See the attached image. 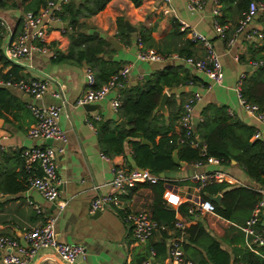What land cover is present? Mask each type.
<instances>
[{"label": "crops", "instance_id": "obj_1", "mask_svg": "<svg viewBox=\"0 0 264 264\" xmlns=\"http://www.w3.org/2000/svg\"><path fill=\"white\" fill-rule=\"evenodd\" d=\"M29 1L5 0L9 6L13 5V9H0V23L4 22L11 32L9 36L2 26L0 28L4 58L7 44L23 32L22 21L27 13L23 7ZM238 1L222 4L221 0H206L203 10L196 12L189 9L188 0H171L174 13L164 15L162 0H141L138 7L131 0H111L103 11L79 22L80 32L92 39L88 44L93 47L103 44L104 51L95 57L97 60L79 59V49H74L67 58L70 42L68 36L72 32L67 24L61 23L53 24L48 31L50 41L57 35L64 36L54 49L49 47L51 51L48 54L35 53L29 59L13 64L19 70L16 74H11L13 65L10 62L4 67L0 65V72L9 75L7 80L0 79V87L8 89L14 100V107L6 113L2 111L3 117H0V188L6 191L0 190V237L14 238L22 244L24 230L40 227L46 218L57 216V241L61 244L80 245L84 249L83 255L74 264H144L147 261L152 264H169V241L177 234L174 224L182 221V249L185 257L193 264H260L264 259V246L252 244L249 247L251 239L242 231L251 216V202L237 205V198L230 219L197 210L192 214L188 213V216L178 213V207L185 203L193 208L203 201L220 205L223 201L222 191L214 189L211 194L204 192L212 184L225 183L230 189L242 188L261 194L264 188L255 184L234 160H230L227 166L221 161L219 165H208L205 161L187 164L179 161L177 153H174L178 168L162 173L160 181L165 182L162 199L167 196L164 204L166 208L174 210L175 220L171 227L160 226L145 243L135 241L122 217L129 211L135 212L134 205L137 206L144 200L145 195L139 191L132 196L131 192L122 195L111 187L115 168H137L134 166L131 149V142L134 140L126 139L123 153L119 155L108 151L103 144L104 131L121 127L119 122L123 121L119 110L115 112L111 107L116 92H110L103 101L92 104L91 108L76 105L87 90L86 75L89 71L95 78L93 88L98 89L105 84L106 78H102L103 76H110L114 70L129 67L130 72L123 88L129 89L143 86L156 72L165 68L178 69L183 81L177 87L164 89L163 94H167L164 110L155 109L153 115L157 122L156 128L163 127L162 121L164 126L168 125L170 117L178 114L192 94L197 93L200 98L193 105V124L194 132L201 141L204 125L207 121L212 122V113L208 111L212 107L224 110L232 121H241L253 128V139L264 144V127L245 114L234 91L241 74L246 76V85L255 79L259 67H252L251 62L264 61V9L258 12L229 45L228 41L233 38L245 13L240 6L237 7ZM215 6L219 7L221 22L225 27L222 37L215 34L212 26V10ZM179 21L210 42L222 66L223 79L220 84H215L205 74L185 63L187 56L196 60L204 58L205 49L180 31ZM127 27L133 31H128ZM258 34L263 37L259 39ZM139 49H152L166 59L152 64L138 62L136 53ZM57 53L66 56V59L56 61L54 55ZM20 79L47 81L46 95L41 100H34L15 88L5 86L6 82H17ZM188 79L193 80L189 81L191 85L185 82ZM59 87L63 91L64 104L51 96ZM29 105L61 107L58 123L67 138L64 144L57 141L47 143L27 136L34 124ZM180 131L181 128L175 121L168 136L178 135ZM256 132L260 133L258 138L255 137ZM159 138L160 136L156 138V142ZM141 142L151 147L147 140L141 139ZM44 145L63 146L65 150L57 157L58 177L62 184L56 204L45 202L25 183L26 173L20 154L23 150ZM211 172H220L225 179L208 184L199 192L194 177ZM18 185L24 190L16 192ZM112 193L120 196L123 210L115 212L112 208H107L96 216L90 214V204L94 198ZM211 197H220V200L218 203L212 202ZM61 203L65 205L62 210ZM34 206L43 209V214L37 215ZM255 231L264 233V207ZM0 264H3L2 261ZM29 264L66 263L51 250H41Z\"/></svg>", "mask_w": 264, "mask_h": 264}, {"label": "built area", "instance_id": "obj_2", "mask_svg": "<svg viewBox=\"0 0 264 264\" xmlns=\"http://www.w3.org/2000/svg\"><path fill=\"white\" fill-rule=\"evenodd\" d=\"M171 0H162L164 15H172L174 13L170 5ZM69 0H50L45 6H42L36 14L26 13L23 17L22 25L23 32L14 38L12 42L7 44L5 48V58L11 64H19L23 60L29 59L33 54H48L51 50L47 45V32L53 24H61L59 14L63 6L67 5ZM206 4V0H188V6L191 11L201 12ZM264 9V5L256 2H251L247 11L238 23L236 32L228 41L231 45L236 36L241 34L243 30L252 22L253 18L259 11ZM221 12L218 6L212 10V26L216 35L223 36L225 27L220 24ZM0 25L11 36V32L4 22ZM31 28V32H29ZM180 31L185 33L193 42L200 43L205 49V56L202 59L196 60L193 58H186L185 63L196 71L205 74L215 84H220L223 79L222 66L219 58L211 46L210 42L200 33L190 29L184 22L179 21ZM262 34H258L261 39ZM138 62L152 64L158 63L166 59L165 56L157 53L152 49H139L136 53ZM263 65L262 61L251 62L252 67H260ZM129 67H124L118 73L112 75L109 80L100 88L94 89L95 78L92 72H88L87 90L77 100L76 105L85 106L98 104L103 101L106 96L112 92H116L115 98L111 101V107L116 112L121 106V98L119 90L124 88L127 77L129 75ZM245 74H241L235 84L234 91L237 96L238 104L243 109L245 114L255 119L264 127V113L259 110L256 105L248 103L241 94L242 85L245 80ZM187 85H191L188 82ZM6 87L15 88L25 96L34 100H41L48 91V82L45 80L26 81L20 79L15 82H6ZM51 96L54 99L61 101L64 104V95L62 89L53 92ZM200 95L192 94L191 98L183 104L180 111L178 124L185 132V139L182 142L197 150L205 163L208 165H219L220 161L217 158L207 155V148L203 141L199 139L194 132L193 124V105L199 101ZM34 124L28 130L27 136L30 139L52 142L65 143L67 141L65 132L59 126V117L61 107L53 106H28ZM260 136L256 132L255 137ZM63 146L52 147L48 145L31 147L23 150L20 157L23 161L24 170L26 173L25 183L30 189H34L39 196L49 204H56L60 198V186L62 184L58 177L57 157L64 153ZM113 180L111 187L118 194L125 195L136 185L149 184L156 185L161 179L158 175H154L148 170L139 168L118 167L113 170ZM225 179L224 174L220 172H211L199 174L194 177L197 184V190L202 192L206 185L218 182ZM261 198L252 209L251 216L245 223L242 231L248 238L251 239L249 247L264 246V233L255 231V226L259 223L264 207V189L261 191ZM61 203L60 209L64 208ZM107 208H112L115 212L123 210V203L119 195L116 193L107 194L105 196L98 195L91 201L90 214H95ZM37 215L43 214V209L39 206H34ZM194 210L200 213L214 214V206L208 202L203 201L198 207L190 208L189 214L194 213ZM57 216L46 218L42 226L37 228H29L22 233L23 243L10 237H0V261L3 264H29L41 250H51L58 258L66 264H74L75 260L83 255L84 249L76 244H61L57 241L55 232V221ZM122 221L129 226L132 238L139 242L145 243L154 233L160 228L154 221L148 219L146 214L127 212ZM176 235L170 238L169 241V264H193L189 261L182 249V236L184 232V223L176 221L174 224ZM153 255V254H152ZM144 264H152L147 261ZM238 264H245L239 262ZM260 264H264V259Z\"/></svg>", "mask_w": 264, "mask_h": 264}, {"label": "trees", "instance_id": "obj_3", "mask_svg": "<svg viewBox=\"0 0 264 264\" xmlns=\"http://www.w3.org/2000/svg\"><path fill=\"white\" fill-rule=\"evenodd\" d=\"M50 0H30L24 6V12L36 14L42 6ZM111 0H72L67 5L63 6L59 14L62 23L67 24L72 34L69 37V50L66 55L67 58L74 51L78 50V58L88 60L95 59L99 54L103 53V44L93 47L88 44L90 40L84 33L80 32V20L94 16L103 11L106 5ZM132 3L138 7L141 0H131ZM234 0H221L222 4L233 2ZM256 1L264 5V0H239L237 7L246 12L249 4ZM14 7H16L14 5ZM13 9V5L9 6L5 0H0V9ZM220 24L221 18H220ZM223 25V24H222ZM1 28V25H0ZM58 33V32H57ZM47 45L54 49L63 35H57L48 39ZM184 34V33H183ZM93 38V37H91ZM61 42V41H60ZM193 42V41H192ZM182 55V54H180ZM188 58V56H187ZM190 58V57H189ZM56 61L62 62L66 56H60L59 53L54 55ZM94 60V61H95ZM263 65L258 68L253 81L246 85L243 82L241 94L242 97L250 104L256 105L261 112L264 113V61ZM0 65L7 66L9 62L5 60L1 52V34H0ZM13 65V64H12ZM1 71V70H0ZM19 71L17 65H13L11 74H16ZM120 71V70H119ZM118 70L112 71L110 76L105 75L106 83L109 78L118 73ZM8 74L0 72V79L7 80ZM183 78L179 74V70L173 68H165L160 72H156L153 77L144 83L143 86L129 87V89H122L119 91L121 98V106L119 108L120 119L126 122L127 128L116 126L114 130L106 129L104 131L103 144L105 148L113 153L119 155L123 153V146L126 139L131 138L132 158L134 166L140 169L148 170L154 175H160L168 171L177 170L178 166L174 163L173 154L177 153L178 160L187 164L200 163L204 158L200 157L197 150L189 147L185 139V132L181 129L178 135L171 134L168 136L175 121L178 122L180 111L174 117H170L168 125L162 128H156L157 122L154 120V111L159 104L161 96L165 88L171 89L179 86ZM193 81L188 79L185 82ZM13 96L8 89L0 87V117H3L2 111L5 113L14 107L12 105ZM208 111L212 113V122L207 121L202 130V140L207 146V155L221 160L223 165L227 166L230 160L236 161L243 169L245 174L259 187L264 188V144L260 140H254V129L244 124L241 121H232L228 118L226 112L218 108H210ZM158 142L156 138L159 137ZM141 139L147 140L151 143L145 145ZM10 177V176H7ZM164 181L158 182L156 185L141 184L136 185L128 192L131 196L139 191L140 194L145 195V199L141 200L139 204L134 205L136 213H144L148 219L154 221L158 226L171 227L175 220L174 210L166 208L165 204L167 196L163 184ZM214 189L223 192V201L220 205L212 203L215 214L225 219H230V214L234 209L235 200L237 205H242L244 202H251V211L256 203L261 198L258 192L248 191L242 188L230 189L225 183L212 184L205 188L204 192L213 193ZM1 191H5V189ZM22 186H17V191H23ZM6 192V191H5ZM192 206L185 203L178 207V213L188 216V211ZM193 208V207H192ZM123 218V217H122Z\"/></svg>", "mask_w": 264, "mask_h": 264}, {"label": "water", "instance_id": "obj_4", "mask_svg": "<svg viewBox=\"0 0 264 264\" xmlns=\"http://www.w3.org/2000/svg\"><path fill=\"white\" fill-rule=\"evenodd\" d=\"M127 30L128 31H133V30H131V29H129V27H127ZM10 40V39H9ZM112 42V44H113V41H111ZM114 45V44H113ZM146 79H148V77H145ZM166 101H167V94H163L162 96H161V99H160V101H159V104H158V107L156 108V110L157 111H159V110H164V106H165V103H166ZM85 108H91L92 106L91 105H85L84 106ZM2 123V121L0 120V124ZM119 126H121V127H124L125 128V122L124 121H121V122H119ZM47 143L49 142V143H52V141L51 140H47L46 141ZM143 143H146L145 141H143ZM173 159H174V163L175 164H178V160L177 159H175V156L173 157ZM160 178H163V174L161 173L160 175ZM210 200L212 201V202H216V203H218L219 202V200H220V197H211L210 198ZM100 212V211H99ZM99 212H97V213H95V216L96 215H98L99 214Z\"/></svg>", "mask_w": 264, "mask_h": 264}]
</instances>
